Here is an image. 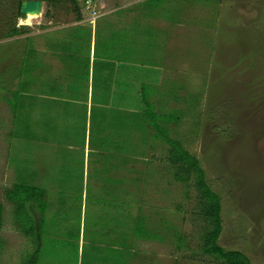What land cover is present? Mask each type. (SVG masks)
Here are the masks:
<instances>
[{"label":"rangeland","instance_id":"rangeland-1","mask_svg":"<svg viewBox=\"0 0 264 264\" xmlns=\"http://www.w3.org/2000/svg\"><path fill=\"white\" fill-rule=\"evenodd\" d=\"M26 1L0 0V264H27L22 260L35 256V251L37 264H219L201 251L205 224L196 214L197 193L191 180L181 183L173 177L167 160L169 146L156 135L160 126L166 128L168 140L178 142L198 160L206 185L220 197L222 229L217 244L241 252L250 264H264V0H91L88 4L74 0L75 5L69 0L42 1L40 14L14 21L17 4ZM85 13L101 15L95 27L96 56L104 50L109 58L131 62L138 57L153 66L164 57V88L171 92L172 103L169 97L167 104L166 97L159 98L162 90L137 82L131 91L136 89L143 96L129 100L121 106L124 110L109 119V131L114 130L110 140L124 149L106 166L122 167L126 175L105 187L97 184L91 172L85 186L89 195L106 191L137 200L142 192L152 198L133 200V207L125 201L117 205L82 200L80 185L69 177L67 167L57 170V180L61 177L65 183L55 185L48 176L40 178L39 162L51 158L41 148L47 142L46 125L52 120L27 115L21 134V106L15 107L14 96L6 99V82L20 74L26 62L20 60L9 74L4 66L12 57L7 52L19 56L25 38L35 39L58 24L77 22ZM12 24L19 33L3 38ZM73 34L72 48L86 54L89 29ZM73 59V65L81 62V57ZM152 68L133 69L146 74V81L156 77L150 76ZM148 95L159 98L160 104L147 103ZM126 108L131 109L129 113L124 112ZM10 128L14 137L8 135ZM70 133L63 134L64 139L57 137L58 143L66 140L63 149ZM52 134L57 135V125L48 133ZM66 155L58 151L61 163ZM121 160L129 163L121 165ZM27 180L43 182L34 185L42 190V198L31 204L32 209L27 202L16 207L7 197L13 182L26 184ZM141 203L148 208L139 217L141 208L136 204ZM34 215L40 217L37 225ZM136 219L143 222L140 234L150 230L156 236L160 231L161 240L136 241L132 237ZM180 237L183 245L178 244ZM79 241L84 242L80 257ZM136 242H144L143 248ZM114 243L132 246L110 249Z\"/></svg>","mask_w":264,"mask_h":264},{"label":"crops","instance_id":"crops-1","mask_svg":"<svg viewBox=\"0 0 264 264\" xmlns=\"http://www.w3.org/2000/svg\"><path fill=\"white\" fill-rule=\"evenodd\" d=\"M85 15L87 16H83V14L82 17L78 16L75 20L77 22L58 24L57 29L47 30L37 35L36 37L38 38H25L19 56L17 54L13 55V52H7V55L12 57L10 61H5L4 66L9 74L15 72L14 69L18 68L20 60L26 59V62L23 69L20 70L22 72L20 74L18 73L16 77L12 75L6 82V99L10 100L14 96L16 101L15 107H17V103L21 106L20 118L22 119H20L18 132L25 130L23 123L25 121L24 117L27 115H31L32 118L41 115L40 118H49V120H52L51 123L46 125L47 134L43 133L47 142L43 144V147L41 146V151L50 154L53 165L50 159L46 162V158L45 163L42 164L39 162L37 168H41L43 173L38 171L36 173L40 174V178L48 176L50 179L47 180L52 179L54 181L53 184L60 185L64 181L61 177H59L61 182L57 180V170L62 167H67V174L69 177L74 178L78 185H80L79 191L82 200L92 198L94 201L118 202L117 205L125 201V205L133 207V200H136V197L121 198V196H113L112 193L108 194L106 191L103 193H101V191L94 192L95 194L89 195L85 191V186L88 184L89 174H91V172L93 176H95V179H97V184H102L105 187L107 184H115V181L119 179L121 175H126V173H121L124 171L122 167H110L109 164L107 165L108 167L106 166L108 159H113L114 157L119 158L115 153L124 149L123 147H119L121 145L117 144L115 141L112 142L110 140L112 137L110 131L114 130L110 129L109 131V126L111 124L109 121L112 118L111 116L116 114L117 111L124 110V108L121 107L122 105L132 100L135 101L137 97L140 98V96H143L138 93V90L136 92V89H134L133 92L131 91V88L135 87L137 82L141 84L144 83L145 86L152 84L153 86L151 87L159 89V91L162 90L161 94L158 96L159 98L166 97L164 98L165 104H167L168 97L170 103H172L173 97L171 96V92H167V89L164 88V84L167 80L163 74L162 63L164 57L159 59L158 62L156 61L157 66H155V64L153 66L152 63H144L143 60L138 57H133L134 59L131 62H126L125 60L124 62L117 58H109L107 55L108 53L104 50L102 52L100 51L96 56L95 27L101 15L95 14L91 16L92 14H90V16H88L86 13ZM159 24L157 27H159ZM77 29H89L88 51L86 54L84 52L78 54L76 53L77 49L74 48L76 34H73V31ZM32 39L35 41L33 46H31L33 48L30 47L29 43V40ZM27 44L28 48H26ZM72 46L74 47L72 48ZM77 56L81 57V62L78 64L74 63L73 65V58ZM142 66L148 69V71L153 67L152 69L155 70L152 74L150 73V76H156L157 78L148 79L147 77L145 81V77L143 78V76L146 74L143 72H137L138 74H136L133 68L136 70V68L140 69ZM79 76L82 78L79 79ZM146 98L149 100L147 103L160 104L159 98H153L149 95L146 96ZM34 100H36V102ZM4 105L5 103H1V106ZM10 109L9 107V112H11ZM126 109L124 112L127 113L131 110L129 108ZM5 112L8 113L7 116H10L8 111L5 110ZM36 113L39 114L36 115ZM10 119L9 121H12ZM56 125L57 135L52 134L53 136L50 137L48 133L51 132ZM115 125L117 126V124H114V126ZM68 132H71L68 137L69 139H67L68 144L65 145L63 149L61 146H63V141L66 140L58 143L57 137L62 135L63 138V134L67 136ZM13 134V130L10 128L8 135L14 137ZM149 135L151 136V134ZM48 139L51 141L48 142ZM111 145L114 146L113 150H111ZM59 150L62 156L64 152H67L66 157L62 159V163L61 159L59 160L57 157ZM149 151L150 148L147 152L149 153ZM123 154L125 155V153ZM124 155L122 156L125 159ZM143 159H145L144 156ZM120 162L121 165L125 163L126 166L127 163H129L124 160ZM34 169L37 170L35 167ZM48 170L50 171L48 172ZM52 170L55 171L52 172ZM140 174H145V172ZM101 180H103V182H100ZM33 181L35 183H33ZM24 183H28L29 186L43 184L40 180H27ZM121 184H125V181ZM140 185L141 182L139 183V188ZM109 195H112V197ZM146 200H152V198L150 195L148 196V194H143L141 192L136 201L145 202ZM108 205L112 206L110 204ZM142 206L144 208H142ZM136 207L138 209L141 208L139 217L144 215L143 211H146L148 208L145 203H141V205L136 204ZM37 217L38 216L34 215V223L36 222V225L40 220V217ZM147 226L145 222V227ZM126 232L127 231H125V233ZM35 233L37 234V232ZM37 240L39 239L37 238ZM144 242L136 243L138 247L141 246L143 248ZM82 243L84 242L79 241L77 243L79 257ZM118 243L109 245L110 249L117 248L124 250L125 247L131 248L132 246L130 243L123 246H120ZM97 245L103 244L99 243ZM146 248L143 250L145 253ZM22 261L24 262L25 259Z\"/></svg>","mask_w":264,"mask_h":264},{"label":"trees","instance_id":"trees-1","mask_svg":"<svg viewBox=\"0 0 264 264\" xmlns=\"http://www.w3.org/2000/svg\"><path fill=\"white\" fill-rule=\"evenodd\" d=\"M27 1H34V0H27ZM49 3H53L55 1L59 0H41ZM73 5L74 0H69ZM20 4H17L16 7V17L14 21L17 20V18H20ZM76 10V9H74ZM18 28H15V24H12V26L7 27L6 30H4L2 37L8 38L13 35H17L19 33ZM175 121H177L175 119ZM161 127V128H160ZM156 128V135L161 138L162 141L168 144L169 150L167 152L168 155V161L170 162V165L173 169V177L177 182L181 183H189V180L192 181V185L196 190L197 193V216L201 218L204 225V230L202 232V235L200 237L201 241V251L204 255L212 258L215 262L219 264H250L248 259L244 254L241 252L235 251V250H224L217 244L218 237L221 232V219H220V211H221V202L220 197L217 193L210 190V188L206 185L204 181V172L201 170L199 166V162L196 158L188 154L186 151L182 150L179 146V143L172 142L167 139V135H165L166 128L163 126H160ZM12 190L7 192V197L10 199L16 207L21 206V202L29 205L28 209H32L31 204H35L36 201H41L42 198V190L34 187L29 186L28 183L23 184L20 181L13 182ZM37 202V203H38ZM25 205V204H23ZM195 215V214H194ZM139 218V217H138ZM137 225L132 230L133 231V238L134 239H143V240H161V235L159 234L160 231L157 232L156 236L154 233L150 230L145 233H141L138 231V229L143 225V222L140 219H136ZM145 224V221H144ZM133 227V226H132ZM27 231L29 234H31V230L29 231V227L26 226ZM130 229V230H131ZM37 238H39V235H37ZM178 241V240H177ZM39 242V241H38ZM183 240L180 237V242H178L179 245H183ZM40 246V244H39ZM38 248V247H36ZM37 251H35V256L30 258L29 260H25L27 264H37ZM23 264V263H22Z\"/></svg>","mask_w":264,"mask_h":264},{"label":"water","instance_id":"water-1","mask_svg":"<svg viewBox=\"0 0 264 264\" xmlns=\"http://www.w3.org/2000/svg\"><path fill=\"white\" fill-rule=\"evenodd\" d=\"M42 1L34 0V1H26L20 4V15L26 16L27 14L38 15L42 9Z\"/></svg>","mask_w":264,"mask_h":264},{"label":"bare ground","instance_id":"bare-ground-1","mask_svg":"<svg viewBox=\"0 0 264 264\" xmlns=\"http://www.w3.org/2000/svg\"><path fill=\"white\" fill-rule=\"evenodd\" d=\"M32 15H34V14H27L25 17H26L27 20H30L31 18H33Z\"/></svg>","mask_w":264,"mask_h":264},{"label":"built area","instance_id":"built-area-1","mask_svg":"<svg viewBox=\"0 0 264 264\" xmlns=\"http://www.w3.org/2000/svg\"><path fill=\"white\" fill-rule=\"evenodd\" d=\"M91 3V0H86V4ZM95 15V14H94Z\"/></svg>","mask_w":264,"mask_h":264}]
</instances>
